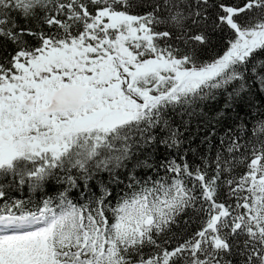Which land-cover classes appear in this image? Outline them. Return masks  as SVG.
Listing matches in <instances>:
<instances>
[{"label":"snow or ice","instance_id":"1","mask_svg":"<svg viewBox=\"0 0 264 264\" xmlns=\"http://www.w3.org/2000/svg\"><path fill=\"white\" fill-rule=\"evenodd\" d=\"M260 57L264 0H0V264H264V119L155 158L170 114L264 92Z\"/></svg>","mask_w":264,"mask_h":264},{"label":"trees","instance_id":"2","mask_svg":"<svg viewBox=\"0 0 264 264\" xmlns=\"http://www.w3.org/2000/svg\"><path fill=\"white\" fill-rule=\"evenodd\" d=\"M224 39L223 34H214L212 43L204 50L202 58L210 60L216 55ZM258 59H264V57ZM249 83L252 84L250 91L242 95L241 98L236 99L231 109L224 107L225 103L228 102L226 96L218 95L215 100L201 102L200 107L195 109L196 114L191 110L187 113L178 110L170 114L167 119L172 128L178 129V138L181 143L179 148H165V146L160 145L155 154L156 160L162 159L163 156H174L177 160L186 158L189 164L201 165L202 161L211 160V157L220 147V140L227 130H236L244 122L251 126L257 120L264 119V92L260 90L257 82L250 80ZM219 112H223L224 116L218 123L216 116ZM199 113H202V115ZM157 134L166 135V133ZM137 172L140 177L153 175V178H155L154 173L148 170L137 169ZM104 176L106 179L107 174H104ZM64 187L53 183L51 188L45 187L41 191L33 192L26 184L18 189L14 188L10 196L13 199L25 201L31 199L36 204L47 196H58V193L63 191ZM119 191V188H115L114 195ZM69 198L73 202L79 201L76 189L69 191ZM113 204H115V200Z\"/></svg>","mask_w":264,"mask_h":264}]
</instances>
